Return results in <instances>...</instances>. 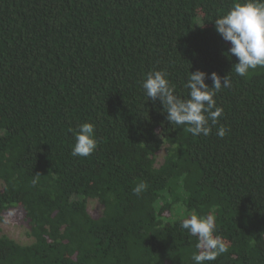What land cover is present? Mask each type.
Segmentation results:
<instances>
[{
    "label": "trees",
    "instance_id": "trees-1",
    "mask_svg": "<svg viewBox=\"0 0 264 264\" xmlns=\"http://www.w3.org/2000/svg\"><path fill=\"white\" fill-rule=\"evenodd\" d=\"M234 2L0 0V264H195L193 213L229 245L205 264H264V68L231 72L214 19ZM153 70L181 98L190 71L229 75L208 136L146 101ZM85 122L98 146L74 157ZM17 207L30 243L2 231Z\"/></svg>",
    "mask_w": 264,
    "mask_h": 264
},
{
    "label": "clouds",
    "instance_id": "clouds-1",
    "mask_svg": "<svg viewBox=\"0 0 264 264\" xmlns=\"http://www.w3.org/2000/svg\"><path fill=\"white\" fill-rule=\"evenodd\" d=\"M214 23L217 33L231 45L227 49V55L238 61L231 72L245 77L250 70L264 68V0H235L231 9L214 19ZM206 79L212 81L211 86ZM230 84L229 75L221 77L215 71L210 75L203 70L190 71L184 84L188 96L181 98L176 95L175 85L170 82L168 73L153 70L147 73L142 89L146 101H161L163 110L167 113L166 118L172 125H186L185 130L192 135L208 136L212 131L211 125L216 124L222 114L214 97L222 88L230 87ZM224 134L225 129L221 127L217 135L222 137ZM74 135L72 156L87 157L97 149L98 140L92 122L79 124ZM146 187L141 182L132 191L139 196ZM180 227L197 238V251L191 257L195 264L215 261L228 251V243L216 235L214 215L193 213L180 222Z\"/></svg>",
    "mask_w": 264,
    "mask_h": 264
},
{
    "label": "rangeland",
    "instance_id": "rangeland-1",
    "mask_svg": "<svg viewBox=\"0 0 264 264\" xmlns=\"http://www.w3.org/2000/svg\"><path fill=\"white\" fill-rule=\"evenodd\" d=\"M164 154H162L159 161H162ZM1 185V184H0ZM89 211L95 215H101L103 206L96 199H90L88 202ZM4 222L2 223V231L21 243H30L32 239L28 235V221L25 217V212L22 208H11L4 215Z\"/></svg>",
    "mask_w": 264,
    "mask_h": 264
}]
</instances>
